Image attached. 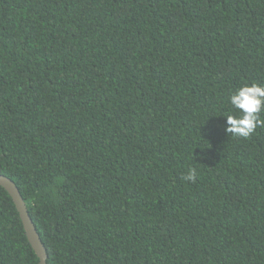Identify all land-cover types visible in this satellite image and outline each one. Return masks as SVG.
<instances>
[{"label":"trees","instance_id":"16d2710c","mask_svg":"<svg viewBox=\"0 0 264 264\" xmlns=\"http://www.w3.org/2000/svg\"><path fill=\"white\" fill-rule=\"evenodd\" d=\"M252 84L264 0H0V174L46 264H264V127L225 131ZM0 264H39L1 186Z\"/></svg>","mask_w":264,"mask_h":264},{"label":"clouds","instance_id":"9594fccd","mask_svg":"<svg viewBox=\"0 0 264 264\" xmlns=\"http://www.w3.org/2000/svg\"><path fill=\"white\" fill-rule=\"evenodd\" d=\"M229 103L236 115H227L225 131L237 138H249L258 126L264 127V120L259 114L264 110V85H244L233 92ZM197 173L195 168H190L182 177L183 180L195 182Z\"/></svg>","mask_w":264,"mask_h":264},{"label":"water","instance_id":"95a60500","mask_svg":"<svg viewBox=\"0 0 264 264\" xmlns=\"http://www.w3.org/2000/svg\"><path fill=\"white\" fill-rule=\"evenodd\" d=\"M0 186L8 193L10 196L16 211L19 215V218L21 220L26 238L35 252L39 264H46L47 260V252L44 247V244L41 241V238L31 220V217L28 213L27 207L25 205V202L14 184V182L9 179L8 177L0 174Z\"/></svg>","mask_w":264,"mask_h":264}]
</instances>
